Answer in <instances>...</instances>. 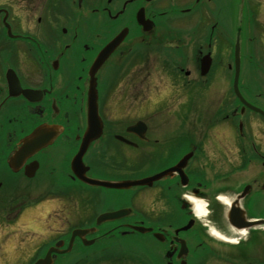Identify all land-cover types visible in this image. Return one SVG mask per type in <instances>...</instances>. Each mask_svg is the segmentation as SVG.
Masks as SVG:
<instances>
[{"label": "flooded vegetation", "instance_id": "flooded-vegetation-1", "mask_svg": "<svg viewBox=\"0 0 264 264\" xmlns=\"http://www.w3.org/2000/svg\"><path fill=\"white\" fill-rule=\"evenodd\" d=\"M237 49L251 72L240 94L261 108L264 0H0V251L11 237L21 248L1 259L35 264L53 248L49 264H264V173L207 181L210 163L264 159V116L234 87ZM94 89L102 131L82 156L86 175H161L151 184L97 186L73 171ZM170 118L171 130L148 123ZM38 128L52 142L17 155ZM42 210L44 227L30 217ZM27 222L48 238L17 234Z\"/></svg>", "mask_w": 264, "mask_h": 264}, {"label": "water", "instance_id": "water-1", "mask_svg": "<svg viewBox=\"0 0 264 264\" xmlns=\"http://www.w3.org/2000/svg\"><path fill=\"white\" fill-rule=\"evenodd\" d=\"M124 38L123 34L117 36L112 42L109 43V45L102 50V52L99 54L95 64H94V71H96L100 65L104 62V60L109 56V54L116 48V46L122 41ZM237 57V75H236V89L238 96L242 99V102L244 103L245 106L249 107L250 109L260 113L261 115L264 116V111L249 104L247 101H245L239 91H238V82H239V74H240V57H239V52L237 49L236 53ZM95 88V87H94ZM94 98L93 100L89 102V127L84 135V139L80 148V151L77 154L76 159L74 160L73 163V171L75 174L85 183L91 184V185H100L104 187H114V188H120V189H129L135 185H145V184H151L152 181L156 178H159L161 175H157L151 178H146L143 180H126V181H121V182H108V181H102V180H96L89 178L86 175V169L83 166L82 163V156L84 155L88 144L94 140L99 133H101L102 130V121L98 115V108H97V94H96V89H94ZM28 93H31V90H25ZM138 127V125L136 126ZM134 128V127H133ZM132 128V129H133ZM43 128H38L32 136L28 137L26 140L23 141V145L20 147L19 151L17 152V155H25L28 152V155L31 156L34 152L37 150L46 147L48 144H50L54 138V135H50V132L48 131L47 133L43 134L40 132ZM125 213L124 211H119L118 213H112V214H107L102 217V219H107V218H114L117 216H123ZM82 235V231H75L73 234V237L75 235ZM54 249H50L48 254L45 256V258L38 260L35 264H49L50 261L49 259L51 258V252Z\"/></svg>", "mask_w": 264, "mask_h": 264}, {"label": "rangeland", "instance_id": "rangeland-1", "mask_svg": "<svg viewBox=\"0 0 264 264\" xmlns=\"http://www.w3.org/2000/svg\"><path fill=\"white\" fill-rule=\"evenodd\" d=\"M22 9H24V8L22 7ZM15 13H19V14L22 13L21 9L19 11V9L17 7H15ZM245 63H244V68L243 69L241 68L240 83H243L246 85V82L251 81V79H249L251 76V72H250L249 59L248 58H247V60H245ZM259 105L261 106V109L264 110V102L259 104ZM130 113H133L132 106H130ZM165 113H167V112H161V114H165ZM131 119H132L131 116H126L125 117V124L126 125L132 124L133 120H131ZM162 120H167V119H162ZM168 120H169V122L162 121L161 122L162 125L159 122H157L156 120H152V119L150 121H148V123L150 124V126H152V129H154V130H157V129L171 130V128H172L171 123L173 124V122L171 121V118ZM244 121H245V123H247V129H249L250 124L257 123V122H255L254 118H252L248 115H246L244 117ZM211 157L213 158V156H211ZM239 161H240L239 159L235 160L232 158L231 162L233 164L229 162L225 166L219 165L220 167L218 165L214 167V165L212 163H210V165H212V166L209 167V169H208L207 181L211 182L213 180V177H214L216 171H217V172H221V174H230L229 179L231 180V176H232L233 185L238 186L239 184L242 183V181L249 180L253 177L259 176L262 173H264V165L262 163V162H264V159H258L256 161L257 163L251 164L247 169L233 170V169L237 168ZM126 172H127V170H126ZM230 182H227V184H229ZM41 191H54V187L46 186V187L42 188ZM45 214H46V212H44L42 210L41 214L32 213V214H30V217H32L34 220H38L40 222V224L42 225V227H44L42 222H43V216H45ZM45 222H47V221L45 220ZM26 231H30V232H32V234H33V232L37 234L35 239H34L35 244H39V242H43V240L48 238V237H46V235L43 232L39 233V229H37L33 225V223H31V222H27V224H25L24 228L21 229V232L17 233V234L25 237L27 235ZM27 236H29V234ZM132 241H133L132 238L125 240V242H132ZM17 245H18V243L16 242V240H14V237H11L9 241L5 242V244L3 245L4 251H0V264H6V261L1 259V257L5 258L8 256L11 258H15V257L21 256V248L17 247ZM22 246H25V245H22ZM3 252H6L7 255L5 254L3 256L2 255Z\"/></svg>", "mask_w": 264, "mask_h": 264}, {"label": "bare ground", "instance_id": "bare-ground-1", "mask_svg": "<svg viewBox=\"0 0 264 264\" xmlns=\"http://www.w3.org/2000/svg\"><path fill=\"white\" fill-rule=\"evenodd\" d=\"M225 201V200H224ZM226 202H228V200H226ZM197 210H198V212L200 213H202L204 210H203V203H201V202H199L197 205ZM205 213V212H204Z\"/></svg>", "mask_w": 264, "mask_h": 264}]
</instances>
